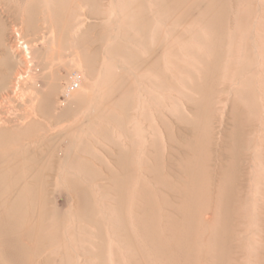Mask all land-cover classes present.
Segmentation results:
<instances>
[{
	"label": "rangeland",
	"instance_id": "rangeland-1",
	"mask_svg": "<svg viewBox=\"0 0 264 264\" xmlns=\"http://www.w3.org/2000/svg\"><path fill=\"white\" fill-rule=\"evenodd\" d=\"M205 2L0 0V130L9 131L0 147L5 167L0 172L6 169L20 180L16 188L8 186L6 197L19 195L28 204L20 229L11 233L17 234L12 237L21 250L11 256L0 244V264H216L222 218L228 230L225 264H263L264 17L255 27L262 61L235 65L229 41L232 0L222 37L210 11L214 0L211 6ZM13 31L28 45V59ZM74 72L103 117L89 124L88 132L75 123L80 130L71 136L82 142L78 155L65 159L68 136H53L65 134L81 115L55 116L67 105ZM52 77L58 79L57 98L41 113ZM30 119L35 127L27 131ZM113 142L133 153L125 162L122 177L128 180L121 200L106 179L107 166L120 173L112 159ZM55 147L60 150L53 155L56 160ZM190 165L196 166L197 186L188 206L179 192L191 181L184 173ZM26 168L33 173L26 174ZM37 177L51 186L35 182L33 196L22 194L24 184ZM123 212L126 240L118 231ZM141 218L155 227L157 240L168 246L165 251L144 237ZM177 237L185 245L180 249L170 246Z\"/></svg>",
	"mask_w": 264,
	"mask_h": 264
},
{
	"label": "bare ground",
	"instance_id": "bare-ground-1",
	"mask_svg": "<svg viewBox=\"0 0 264 264\" xmlns=\"http://www.w3.org/2000/svg\"><path fill=\"white\" fill-rule=\"evenodd\" d=\"M177 0H169V2L171 3L172 6H174V3H176ZM206 0H204L205 2ZM210 1V0H209ZM209 1L205 2V3H208ZM227 1L229 0H214V4L211 6L210 4L211 3H208L211 8H210V11L212 12L213 16H214V20L216 21V27L218 29V33H219V36L222 37L224 36V34L226 33V17H227V9H228V5H227ZM202 2V1H201ZM232 5H233V30L234 32L231 33V39L229 40L232 44L231 45V49L234 50V61L237 62V64L235 65H238V64H241V62H243V60H246V61H256V62H259L260 59L262 61V56L260 55V53H256L257 49H256V43H255V32H256V24L258 22V20L260 18H263L264 17V0H232ZM176 5V4H175ZM230 5V4H229ZM230 11V10H229ZM245 11V15L244 12ZM229 15V14H228ZM263 20V19H262ZM230 22V21H229ZM232 23V22H231ZM261 24V23H260ZM230 25V24H229ZM262 26L264 27V25L261 24V28ZM263 29V28H262ZM13 30V29H12ZM14 32V31H13ZM12 32V33H13ZM230 32V31H229ZM257 33V32H256ZM228 38V36H227ZM218 41V40H217ZM2 42V41H1ZM221 42V40H220ZM223 42V41H222ZM227 42V41H225ZM224 43V42H223ZM222 43V44H223ZM228 43V42H227ZM258 44V43H257ZM224 46V45H223ZM233 46V47H232ZM258 46V45H257ZM12 48V47H10ZM230 48V46H229ZM244 51H245V54H244ZM251 51V52H250ZM95 53H93V55H96V51H94ZM233 54V52L231 53ZM15 55V54H14ZM13 55V56H14ZM245 55V56H244ZM88 58V56H87ZM264 58V57H263ZM23 59V58H22ZM27 59V58H26ZM89 62L87 63V65H85V68H86V72H88V74H92V70H91V66L88 65ZM258 64V63H256ZM26 65V64H25ZM233 65V64H232ZM27 66V65H26ZM258 66V65H257ZM238 68V67H237ZM236 70H239V68ZM260 68V67H259ZM263 68V67H262ZM244 69V68H243ZM242 69V70H243ZM22 70V69H21ZM25 71V70H24ZM240 71V70H239ZM251 71V70H250ZM253 71V69H252ZM85 72V71H84ZM85 72V73H86ZM256 72V71H255ZM22 73V72H21ZM241 73V72H240ZM53 74V73H52ZM239 74V72H238ZM236 73V75H238ZM247 76V75H246ZM19 77V76H18ZM247 78V77H246ZM19 79V78H18ZM27 79V78H26ZM78 79H79V86L78 88L76 89V91H71L70 93H68V96L66 97V103L67 105L62 109V111L59 113V114H56L55 118L58 119V120H64V119H67V120H71L75 115L77 114H80L81 117L79 119H75V122L73 123V126L71 128H68L66 131L65 134H63L61 131L58 133H56L57 135L53 136L56 137V138H62L63 136L69 138V141H68V144L65 146L64 150L62 151L63 154H64V158L65 159H72L75 154H77V148H78V142H82V138L81 137H78L77 139L76 138H73L71 135L73 133L74 130L76 129H79L77 128L76 126H80L81 127V131H86L88 128H89V124H92V123H98L99 119L101 118L103 112H102V107H95V106H92V102L91 101V97H89L90 95L87 94V92H85V89L87 87H83L82 85V81H81V75H78ZM88 79H89V76H88ZM249 79V78H247ZM251 79V78H250ZM60 80V79H59ZM12 81V80H11ZM13 82V81H12ZM36 85V84H35ZM47 85V84H46ZM91 85V84H90ZM97 85V84H96ZM48 86V85H47ZM85 86V85H84ZM49 90L47 92V94L41 99L40 101V107H39V110H41V113L43 112V108L45 109H49V108H52L53 107V96H55L54 94L57 92V90L59 89V84H58V79L55 78V77H52L50 82H49ZM92 87V85H91ZM98 87V86H97ZM127 87V86H126ZM89 88V87H88ZM13 90V89H12ZM32 93V92H31ZM107 93V92H106ZM57 94V93H56ZM57 98V96H55ZM102 97V96H100ZM102 99V98H101ZM111 99V98H110ZM93 100V99H92ZM113 100V99H112ZM108 101V100H107ZM109 102V101H108ZM112 102V101H111ZM107 103V102H106ZM56 104V103H55ZM33 107V106H32ZM55 107V106H54ZM34 109V108H33ZM94 109V110H92ZM34 112L32 113V116L33 118H35L37 116L35 110H33ZM38 111V110H37ZM106 111V110H105ZM46 112V111H45ZM50 112V111H49ZM154 113V112H153ZM26 114V113H25ZM25 117V116H24ZM27 117V116H26ZM31 117V116H29ZM103 117V116H102ZM22 119V118H20ZM29 119V118H28ZM36 119V118H35ZM33 120V119H32ZM104 120V119H103ZM24 121V119H23ZM31 122V119L29 120ZM27 122V120H26ZM34 122V121H33ZM78 123V125H76ZM76 123V124H75ZM25 124V123H24ZM74 125H76L74 127ZM2 126V125H1ZM5 126V125H4ZM9 126V125H8ZM27 126H28V123H27ZM66 126V125H65ZM32 127H35L34 126V123H30L28 127H26L27 131H29ZM93 128V127H92ZM5 129V128H3ZM23 129V128H22ZM25 130V129H24ZM39 130V129H38ZM80 130V129H79ZM15 131V130H14ZM14 131L12 133V135L14 134ZM18 131V130H17ZM9 132V131H8ZM6 130H0V147L3 146V141L6 140L7 136H9L8 133ZM16 132V131H15ZM26 132V130H25ZM88 132V131H86ZM19 133V132H18ZM22 133V132H21ZM20 133V134H21ZM16 134V133H15ZM24 134V132H23ZM21 135L24 136V135ZM62 134V135H61ZM11 135V136H12ZM18 135V134H17ZM36 135V134H35ZM34 136V135H33ZM32 136V137H33ZM83 136V135H82ZM23 138V137H22ZM26 138V137H25ZM24 138V139H25ZM31 137H29L30 139ZM81 140H80V139ZM13 139V137H12ZM34 139V138H33ZM36 139V138H35ZM50 139V136L49 138ZM47 139V140H48ZM17 140V138H16ZM15 140V142H16ZM19 140V139H18ZM31 140V139H30ZM79 140V141H78ZM85 140V139H84ZM87 140V139H86ZM11 141V140H10ZM35 141V140H34ZM9 142V141H8ZM6 143V144H9V143ZM14 142V139L13 141ZM14 142V143H15ZM22 142V141H21ZM115 142V141H114ZM113 142V143H114ZM13 143V144H14ZM111 144L112 147H113V162L115 163V167L118 168V170H120V173L117 172L116 169H109V166L108 169L106 170V179L108 181V187H110L111 189H113L114 191H116L119 195H120V200L121 198H123L124 196V192H125V183H124V180L125 178L123 179L124 176V173L126 168H127V163L125 164L126 160L129 158V157H133V153L132 151H130L131 149L129 150H124L122 148H119L118 145H116L115 143L114 144ZM22 144V143H21ZM20 144V145H21ZM52 144V143H51ZM50 144V145H51ZM132 144V143H131ZM10 145V144H9ZM7 145V147L9 146ZM19 145V144H16V146ZM25 145V144H24ZM49 145V144H48ZM49 145V146H50ZM83 145V144H82ZM120 145V144H119ZM13 146V145H12ZM11 146V147H12ZM56 146V145H55ZM132 146L134 147V145L132 144ZM131 146V147H132ZM6 148V146H4ZM124 147V146H123ZM132 147V148H133ZM20 148H22L20 146ZM57 147L53 148L51 150L52 152V156L55 155L56 153V149ZM80 148V147H79ZM2 149V148H0ZM7 149V148H6ZM13 149V148H11ZM17 149H18V146H17ZM16 149V150H17ZM30 149V147H29ZM32 149V148H31ZM84 149V148H83ZM14 150V152L16 151ZM35 150V149H34ZM3 151V150H2ZM1 151V152H2ZM29 151V150H28ZM36 151V150H35ZM49 151V150H48ZM57 151H60V150H57ZM112 151V150H111ZM0 152V153H1ZM8 152V151H7ZM31 150L29 151V154ZM50 151L47 152L48 154L51 153ZM56 152V153H55ZM5 153V152H4ZM108 154H111L109 153V151H107ZM10 154V152H9ZM17 154H18V150H17ZM22 154L21 152L19 153V155ZM27 154V153H26ZM34 154V153H33ZM33 154H31L30 156H33ZM78 155V154H77ZM14 156V155H13ZM26 156V155H25ZM36 155H34L35 157ZM63 156V155H62ZM81 156V154H80ZM19 157V156H18ZM29 157V156H28ZM76 157V156H75ZM17 158V157H15ZM27 158V156L25 157ZM51 158V157H50ZM53 159H55V157L53 156L52 157ZM58 158V157H57ZM56 158V159H57ZM78 158V156H77ZM29 159V158H28ZM34 159V158H33ZM39 159V158H38ZM55 159V160H56ZM59 159V158H58ZM111 159V160H112ZM131 159V158H130ZM75 159H73L74 161ZM12 161L11 160V165H12ZM22 161V160H21ZM33 161V160H32ZM35 161V160H34ZM38 161V160H37ZM35 161V162H37ZM52 161V160H51ZM54 161V160H53ZM52 161V163H53ZM77 161V160H76ZM128 161V160H127ZM130 161V160H129ZM8 161H6L7 163ZM16 162V161H15ZM27 163L29 162L26 161ZM59 162V161H57ZM14 163V162H13ZM25 163V162H24ZM36 164V163H34ZM39 164V162H37V165ZM55 164V163H53ZM53 164H52V167H53ZM86 164V163H85ZM5 166V163L3 164ZM26 165V163H25ZM29 165V164H28ZM51 165V164H50ZM129 165V164H128ZM133 165V164H132ZM16 167V165H14ZM13 166L12 169H15ZM18 166V165H17ZM23 166V165H22ZM34 166V165H33ZM131 166V165H130ZM190 165L186 171H184V173L186 174V176L190 175L191 177V181L189 182L188 184V188L185 190L183 188H181V191L179 192V187H176V189L178 190L177 192H179L180 196L183 197V201H185V203H189V205H191V203L193 202V200L195 199L196 197V186H197V174L195 173V171H197L196 169V166H192ZM0 167L2 168V164L0 165ZM25 167V166H24ZM30 167V165L28 166ZM32 167V165H31ZM38 167V166H37ZM129 167V166H128ZM5 168V167H4ZM2 168V169H4ZM23 168V167H22ZM34 168V167H33ZM55 168V167H54ZM58 168V166H57ZM130 168V167H129ZM30 169V168H29ZM32 169V168H31ZM34 169H37V168H34ZM49 170V168H46ZM53 169V168H51ZM56 169V168H55ZM55 169H54V173H55ZM42 170V169H41ZM48 170L46 172H48ZM116 170V172L114 171ZM2 171V170H1ZM14 171V170H12ZM30 171L31 170H27L26 168V171L24 169V172H28V174H30ZM33 171V170H32ZM31 171V172H32ZM36 171V170H35ZM57 171V170H56ZM21 172V171H20ZM33 173V172H32ZM31 173V174H32ZM41 171H40V176H41ZM118 173L120 175H118ZM49 174V173H48ZM50 174H51V171H50ZM49 174V175H50ZM129 174V172H128ZM13 175V174H12ZM5 169V172H0V207L4 209V213L2 215H0V244H1V247L2 249H4L9 255H13L17 252H19L21 250V247L18 243V239L17 237H12V235H15L17 232L16 230H18L21 222H22V219L24 217V213L26 212L25 210V206H23L24 204L25 205H28L26 203H23V200H26V199H22L19 195L16 197L15 194H14V197L15 198H12V199H9L6 197V193L9 192V187L12 188V187H18L19 186V178L18 177H13L11 178V176ZM52 175V174H51ZM50 175V176H51ZM55 175V174H54ZM57 175V174H56ZM123 175V177H122ZM32 176V175H31ZM46 176H47V173H46ZM59 176V174H58ZM72 176V175H71ZM130 176V175H129ZM128 176V177H129ZM28 177V175H27ZM26 177V178H27ZM45 177V175H44ZM75 177V176H74ZM241 177V176H240ZM39 177H37L35 180L32 179V181H29L28 183H25L24 181V187L25 188H21L22 190L20 191L22 194H28V196H33V186H34V183L35 182H38L39 185L41 184L42 186L45 185L46 181L49 180L48 179V176L47 178H40L38 179ZM50 178V177H49ZM104 178V177H103ZM132 178V176H131ZM29 179V178H28ZM51 179V178H50ZM55 179V178H54ZM72 179V178H71ZM77 179V177H76ZM31 180V179H29ZM128 180V179H127ZM125 180V181H127ZM22 181V180H21ZM51 181V180H50ZM27 182V181H26ZM227 182V181H226ZM37 183V184H38ZM223 183H224V180H223ZM229 183V182H228ZM231 183V182H230ZM50 184V183H49ZM46 183V186L49 185ZM83 184V183H82ZM225 184V183H224ZM40 185V186H41ZM84 185V184H83ZM131 185H133V183H131ZM130 184L129 186L132 187ZM226 185V184H225ZM9 186V187H8ZM51 186V185H49ZM55 186V185H54ZM86 186V185H85ZM173 186V185H172ZM185 186V185H184ZM23 187V186H22ZM35 187V186H34ZM45 187V186H44ZM48 187V186H47ZM46 187V188H47ZM74 187V185H73ZM71 187V188H73ZM128 187V186H127ZM126 187V188H127ZM173 188V187H172ZM185 188V187H184ZM226 188V187H225ZM42 189V188H41ZM49 189V188H48ZM74 189V188H73ZM89 189V188H88ZM183 189V190H182ZM230 189V188H228ZM227 188L225 190H228ZM44 189H42V192H43ZM71 191V189H70ZM74 191V190H73ZM87 191V189H86ZM176 191V190H175ZM230 192V190H228ZM15 192V191H14ZM46 192V191H45ZM83 192V190H82ZM88 192V191H87ZM176 192V193H177ZM20 193V195H21ZM175 193V194H176ZM228 193V192H227ZM19 194V193H18ZM45 194V193H44ZM178 194V195H179ZM88 195V194H87ZM225 195V194H224ZM230 195V194H229ZM25 196V195H24ZM27 196V197H28ZM35 197V196H34ZM34 197H30L31 199H29L30 201H32V199H34ZM43 194H42V198H43ZM87 197V196H86ZM89 197V196H88ZM181 197V198H182ZM140 198V197H139ZM229 198V197H228ZM88 202H89V198H87ZM138 199V198H137ZM224 199V198H223ZM226 199V198H225ZM230 199V198H229ZM182 200V199H181ZM35 201V200H33ZM227 201V200H226ZM229 201V200H228ZM223 202V201H222ZM225 204H227L226 202H224ZM86 206L87 203H86ZM220 207V206H219ZM26 208H28L26 206ZM221 208V207H220ZM227 208V207H226ZM121 209V208H120ZM123 209V208H122ZM119 211V210H118ZM223 211V210H222ZM126 212V211H124ZM123 212V215L120 213L118 216V224H119V230L121 232V236L126 240V235L127 234V231H128V226L126 223V215L125 213ZM226 212V211H225ZM92 213V212H91ZM142 214V213H141ZM220 215V214H219ZM91 216V215H89ZM116 216V215H115ZM114 216V217H115ZM125 216V217H124ZM148 216V215H147ZM208 216V215H207ZM226 216V215H225ZM152 217V216H151ZM226 218V217H225ZM209 219V218H208ZM222 224L220 226V229L218 231V241H217V248H216V255L218 257V262L216 264H225V258H226V239L225 237L227 235L226 231L224 230V228H226L224 226V219L222 218ZM140 222V229L142 230V233L144 235V237L147 239V240H151L153 245L155 247H157L158 249L160 250H163L165 251L166 248L168 246H166L165 244L161 243L160 241L157 240V237H156V232H155V227L153 225H149V223L145 222L142 218L141 220H139ZM228 223V222H226ZM23 224V223H22ZM34 227V226H33ZM169 227L171 230H173V232H175L177 230V227L176 225H174L173 223H170L169 224ZM227 227H228V224H227ZM32 228V227H31ZM30 228V229H31ZM35 228V227H34ZM20 229V228H19ZM45 229V228H44ZM228 229V228H227ZM25 230V229H24ZM39 231V230H38ZM7 232V233H6ZM16 232L15 234H11V233H14ZM30 232L32 233V229L29 231L28 230V234H30ZM41 232V231H40ZM39 232V233H40ZM131 232V230H130ZM6 233V234H5ZM21 233V232H20ZM225 233V234H224ZM19 234V233H18ZM17 235V234H16ZM130 236V235H128ZM130 238V237H129ZM177 240L179 239L178 237L176 238ZM175 241L174 243H171L170 246L171 247H174V248H179L180 247H184L185 245L184 244H181L182 243V240L179 239L178 241ZM100 247V245H99ZM67 248V247H66ZM70 249V248H69ZM98 254V253H97ZM243 254V253H242ZM90 257V256H89ZM262 258V257H261ZM45 259V258H44ZM47 259V258H46ZM102 264V263H101ZM261 264V263H260ZM263 264H264V260H263Z\"/></svg>",
	"mask_w": 264,
	"mask_h": 264
},
{
	"label": "built area",
	"instance_id": "built-area-1",
	"mask_svg": "<svg viewBox=\"0 0 264 264\" xmlns=\"http://www.w3.org/2000/svg\"><path fill=\"white\" fill-rule=\"evenodd\" d=\"M13 39L17 45V47L22 51V53L25 55V57L28 59L29 58V47L28 45L25 43V41L23 40V38L20 35V32L15 31L13 33ZM79 86V79H78V75L76 72L71 74V84L69 85V87L67 88V93L69 91H74L78 88Z\"/></svg>",
	"mask_w": 264,
	"mask_h": 264
}]
</instances>
